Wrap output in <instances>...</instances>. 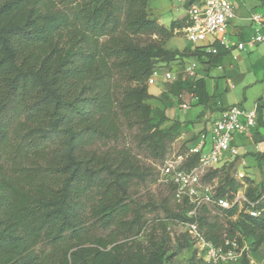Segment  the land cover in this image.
<instances>
[{
	"label": "trees",
	"instance_id": "trees-1",
	"mask_svg": "<svg viewBox=\"0 0 264 264\" xmlns=\"http://www.w3.org/2000/svg\"><path fill=\"white\" fill-rule=\"evenodd\" d=\"M186 24V16L168 27L154 20L148 0H0V264H165L169 219L157 221L160 238L141 240L147 220L130 200L149 168L116 142L134 130L140 150L165 158L179 131L161 126L164 109L148 103L149 76L183 55L205 54L207 68L221 56L165 48ZM188 91L206 101L202 77ZM236 190L225 176L215 195L233 200ZM262 194L264 185L248 187L252 206L244 207L259 214L240 211L227 228L203 206L204 239L227 249L239 232L255 251L264 240ZM185 204L167 217L185 221ZM218 208L232 216L238 204ZM39 243L52 248L38 254Z\"/></svg>",
	"mask_w": 264,
	"mask_h": 264
},
{
	"label": "rangeland",
	"instance_id": "rangeland-1",
	"mask_svg": "<svg viewBox=\"0 0 264 264\" xmlns=\"http://www.w3.org/2000/svg\"><path fill=\"white\" fill-rule=\"evenodd\" d=\"M149 8L152 13V18H157L164 26H169L172 20L178 19L186 15L185 1L178 0H148ZM189 1V0H187ZM231 1V0H229ZM256 0H246V5L255 2ZM261 1V0H258ZM237 2V0H236ZM257 12L264 14V8L258 6L255 9ZM177 33L164 42V47L168 49L189 50L197 46H202V43H193L189 41L182 31ZM208 56L203 54L199 60L194 55H183L180 59L158 64L154 70L155 81L148 85V91L151 98L147 101L152 106H158L164 109L168 120L161 126H169L174 122L178 129L174 140L170 143L165 154L170 156L173 153L179 152L193 144L196 139V134L200 131L208 130L213 118L205 120L206 125H203L204 109L218 110L220 107L238 104L243 108L250 109L261 98L264 88V41L258 43L252 49H246L238 53V59L233 60L232 54H221L219 61L207 68L205 62ZM191 62L197 65L196 72L193 76L185 77L179 86L178 77L182 76V66ZM166 70L172 71L173 79L164 81L163 73ZM202 77L204 80V89L206 92V101L193 104L188 109L179 108V100L177 94L179 92H188V86L195 78ZM228 84H232L233 88H229ZM187 96V95H186ZM174 114L180 121L173 118ZM258 115L264 120V103L258 109ZM183 122V124H182ZM235 142L238 145H243L247 148L248 155L245 156L246 167L238 164L239 159L230 169L224 168V164L218 167L219 170L215 175L206 177V181L211 183L216 190L222 184L225 176L233 178L237 186V193L245 194L248 187L256 186L258 189L264 185V126L257 125L247 135L236 136ZM118 146L130 148L131 152L136 155L139 163L144 168H149L145 179L132 185L130 188V200L132 204H136L141 208L144 219L147 223L144 225L138 238L146 241L149 235L155 234L160 238L164 232L157 226V221L161 219L168 220L166 226L167 242L166 253L164 255L165 264H186L192 257L198 258V247L192 241L191 237L186 233L183 221L167 217L168 212H178L179 204L175 201L173 190L170 186H165L159 183V173L157 163L160 160L153 159L145 151L140 150L135 131L124 130L119 140L116 142ZM262 154L256 156V153ZM233 159V158H232ZM229 163H232L231 161ZM210 173V172H209ZM238 173H243V177L239 178ZM208 175V174H207ZM244 202L238 206V210L232 216H228L224 210L219 209L212 204L208 205V219H216L224 228L229 227L234 223L240 215V211L248 213L247 207H244ZM169 210L168 212L166 211ZM184 209L181 210L183 215ZM240 238V243L237 244V251L240 255L236 260L227 261L221 264H264V240L259 247L252 251L250 248L251 238L237 232ZM189 244L186 247H179L180 244ZM52 248L46 243H39L34 247V251L38 254L48 252ZM205 264V263H204Z\"/></svg>",
	"mask_w": 264,
	"mask_h": 264
},
{
	"label": "built area",
	"instance_id": "built-area-1",
	"mask_svg": "<svg viewBox=\"0 0 264 264\" xmlns=\"http://www.w3.org/2000/svg\"><path fill=\"white\" fill-rule=\"evenodd\" d=\"M184 5L187 24L181 31L189 41L202 43L206 54H232V59L237 60L239 52L252 49L264 41V16L260 14L251 17L254 29L249 37L236 41L229 38L228 24L235 14L234 6L229 0H186ZM196 68L195 62L183 65L182 81L185 77L193 76ZM154 75L153 72L149 76L148 85L154 83ZM163 79L165 82L173 79L172 71L166 70ZM228 87L233 88V85L228 84ZM176 96L181 109H188L199 99L193 91L186 93L181 91ZM261 103H264V90L261 98L250 109L238 104L220 107L218 117L212 121L208 130H201L196 134L193 144L157 163L159 183L172 188L178 204H184L186 200L184 205L186 220L183 221V225L186 233L198 247V258L205 264L233 261L240 255L234 241H225L231 245L227 249L216 247L206 241L199 229L197 218L200 209L210 204L222 209H227L235 203L239 206L243 202L252 206L245 194L239 192L233 200L225 195L216 196L214 186L208 183L205 177L238 155L239 145L235 142V137L247 135L258 125V109ZM243 176V173H238L239 178ZM261 199H264V194ZM247 211L252 216L259 214L251 207H247Z\"/></svg>",
	"mask_w": 264,
	"mask_h": 264
},
{
	"label": "crops",
	"instance_id": "crops-1",
	"mask_svg": "<svg viewBox=\"0 0 264 264\" xmlns=\"http://www.w3.org/2000/svg\"><path fill=\"white\" fill-rule=\"evenodd\" d=\"M230 2L234 6V13L235 14H234V17L230 19L229 24H228V30H227V32H228L229 38L231 40H233V41H236V40H244V39H246L247 37L250 36V34L252 33V31L254 29V22L251 20V17L254 14H260V15L264 16V14H261V13H259V12H257L255 10L258 6H260V7L262 6L264 8V0H261V1L256 0L255 2L249 4V6L246 5V0H237V2H236V0H231ZM148 11L150 13H152L150 11V8H149V1H148ZM150 16L152 17L153 14L150 15ZM219 59H218V61H219ZM182 77L183 76L178 77V80L177 81L179 83V86L181 84ZM197 78H198V76H197ZM263 90H264V88H263ZM197 104H198V102H197ZM220 110H221V108H219L218 110H215V111L212 110V109H208V110L207 109H204V110H201L203 112V116L205 118L203 120L204 121L203 122V125L207 126L205 120H207V119L211 120V118H212V116H214V114H216L215 115V118H217L218 115H219V111ZM176 116H177V114L176 115L174 114L173 118L177 119L178 117H176ZM215 118H213V120ZM260 118H261V116H260ZM177 121H180V120L177 119ZM261 121L264 122V120L262 118H261ZM182 124H183V122H182ZM201 129L195 130V129L192 128V131L193 130L194 131H199V130L201 131ZM248 151L249 150L247 148L243 147V145H239L238 155L236 157H234L233 160H235V162H236L237 159H239V163L238 164H241V165H243V166L246 167L247 165H246V162H245V158L244 157L248 155L247 154Z\"/></svg>",
	"mask_w": 264,
	"mask_h": 264
},
{
	"label": "water",
	"instance_id": "water-1",
	"mask_svg": "<svg viewBox=\"0 0 264 264\" xmlns=\"http://www.w3.org/2000/svg\"><path fill=\"white\" fill-rule=\"evenodd\" d=\"M154 20L157 19V18H153Z\"/></svg>",
	"mask_w": 264,
	"mask_h": 264
}]
</instances>
